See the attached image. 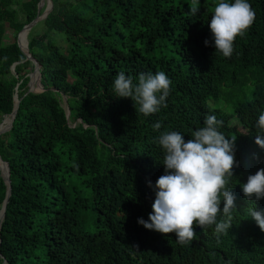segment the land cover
<instances>
[{
    "label": "trees",
    "instance_id": "16d2710c",
    "mask_svg": "<svg viewBox=\"0 0 264 264\" xmlns=\"http://www.w3.org/2000/svg\"><path fill=\"white\" fill-rule=\"evenodd\" d=\"M40 1L0 0V125L20 100L12 129L0 136L12 187L2 220L8 189L0 171V264H264V232L249 213L264 214V199L247 200L241 189L264 168L255 143L264 0H248L255 20L230 57L215 52L208 27L217 0H199L195 15L192 0H51V13L28 34L44 91L28 93L35 66L18 37L40 16ZM121 71L134 83L140 73L165 72L167 107L145 116L131 98L116 97ZM226 98L230 111L219 104ZM208 115L236 137L239 166L227 185L236 208L228 234L194 226V240L180 244L138 219L152 212L148 181L165 173L160 134L177 131L187 141Z\"/></svg>",
    "mask_w": 264,
    "mask_h": 264
},
{
    "label": "clouds",
    "instance_id": "9594fccd",
    "mask_svg": "<svg viewBox=\"0 0 264 264\" xmlns=\"http://www.w3.org/2000/svg\"><path fill=\"white\" fill-rule=\"evenodd\" d=\"M198 2L192 0L190 14L199 11ZM254 20L255 12L248 0H234V3L217 0L208 23L215 52L230 57L236 37L243 36ZM204 43L208 46L209 40ZM170 85L171 80L163 71L140 73L138 83L121 71L115 76L112 87L116 97L131 98L136 111L148 116L167 107ZM222 123L214 115L206 116L204 126L192 132V138L187 141L177 131L160 134L158 143L164 151L165 173L154 186L148 181L155 193L152 212L148 220L139 218L138 224L161 234L175 233L180 244L194 240V226L201 229L214 226L217 238L228 234L236 197L227 185L234 175L233 169L239 165L235 160L236 137L229 139L218 131ZM152 127L154 131L159 130L161 123L158 121ZM255 127V143L264 149V111H260ZM241 189L247 200L264 199V168L250 174ZM249 213L264 232V214L254 208H250ZM221 215L223 219H218Z\"/></svg>",
    "mask_w": 264,
    "mask_h": 264
},
{
    "label": "water",
    "instance_id": "95a60500",
    "mask_svg": "<svg viewBox=\"0 0 264 264\" xmlns=\"http://www.w3.org/2000/svg\"><path fill=\"white\" fill-rule=\"evenodd\" d=\"M46 3H49L48 4V7L46 8V10L41 15L40 13L42 12V10H43V8H44V6H45ZM52 9H53V4H52V1L51 0H41L40 1V4H39V7H38V11H39V15L40 16H38L36 18V20H34L31 24L26 25L24 27V29L21 31V33H23L27 29L30 32L32 30V28L38 22H41V21L45 20L48 17V15L51 13ZM18 45L21 48L23 54L26 56L27 60L33 62L34 66H35L34 72L29 75L30 81H29V84H28V88H29L28 93H39V92H43L44 90H43L42 85H41V72H40L41 67H40V65L32 57V55L30 54L29 47H28L29 45L27 44V47L26 48H23L22 47V45L20 43V38L19 37H18ZM13 70H14V68H13ZM34 77H36V80H37L38 84H40V86L38 87L39 89H37V90H35V88L33 89L32 86H31ZM16 99L18 100V96L15 97V101H16ZM19 105H20V100L18 101V104L15 106L13 113L10 115V116H13V119H12V122H11L10 127L8 129H6V130H2V131L0 130V136L2 134H4L5 132H8L9 130H11V128L13 127V123H14V120L16 118V115H17V112H18V109H19ZM0 160L3 162V164H6L7 165L6 174H4L1 171V177L4 179V181H5L6 185H7V189H8V191H7V197H6V200L4 202L2 212H1V219L4 220L5 213H6V206H7L8 202H9V198L11 196L12 187H11V179H10V169H9V165L1 159V156H0Z\"/></svg>",
    "mask_w": 264,
    "mask_h": 264
},
{
    "label": "bare ground",
    "instance_id": "6f19581e",
    "mask_svg": "<svg viewBox=\"0 0 264 264\" xmlns=\"http://www.w3.org/2000/svg\"><path fill=\"white\" fill-rule=\"evenodd\" d=\"M49 3H47V5H48ZM46 10V9H45ZM29 34V31H28V29L27 30H25L23 33H21L20 34V43H21V45H22V47L23 48H26L27 47V44L29 45V43H28V41H27V43H26V36ZM29 47V46H28ZM37 85H40V84H38V82H37V80H36V77H34V79H33V81H32V84H31V86H32V88H34V87H36ZM31 88V87H30ZM44 90V89H43ZM41 93V92H40ZM18 101H19V98H18V100L16 99V105L18 104ZM20 106V105H19ZM18 113V112H17ZM69 115V116H68ZM17 116V115H16ZM11 117V119L10 120H8V122H6V125L4 126L3 124H4V122L2 123V125H0L1 127H0V130L2 131V130H6V129H8L9 127H10V125H11V122H12V119H13V116H10ZM67 117L69 118L70 117V111L68 112V114H67ZM15 121V120H14ZM12 129V128H11ZM10 131V130H9ZM8 131V132H9ZM5 133H7V132H5ZM4 133V134H5ZM3 135V134H2ZM1 135V136H2ZM2 159V158H1ZM8 164V163H7ZM6 170H7V165L6 164H3V162L0 160V171H2L4 174H6Z\"/></svg>",
    "mask_w": 264,
    "mask_h": 264
},
{
    "label": "rangeland",
    "instance_id": "374dc122",
    "mask_svg": "<svg viewBox=\"0 0 264 264\" xmlns=\"http://www.w3.org/2000/svg\"><path fill=\"white\" fill-rule=\"evenodd\" d=\"M48 7V5H47V3L45 4V6H44V8L46 9ZM44 9V10H45ZM13 37H14V35H13V31L12 30H10L9 31V33H8V39H7V41L8 42H10L11 41V39H13ZM27 41H28V35L26 36V43H27ZM28 43H29V41H28ZM34 79V78H33ZM40 85H37L36 87H34L35 88V90H37V89H39L38 87H39ZM33 88V89H34ZM40 93V92H39ZM228 101V102H227ZM65 107H66V109L68 110V112H69V109H68V106H67V101H66V99H65ZM228 103H230L231 105H233L232 103H231V101L230 100H227V98H226V100H223V101H221L219 104H220V106H223L227 111H230V110H232V106L231 105H229ZM4 118V117H3ZM6 122H8V119L6 118L5 120H4V126L6 125ZM232 122L233 123H235L236 122V120L234 119V120H232ZM3 123V122H2ZM2 125V124H1Z\"/></svg>",
    "mask_w": 264,
    "mask_h": 264
}]
</instances>
